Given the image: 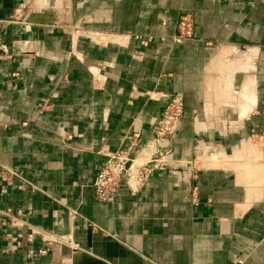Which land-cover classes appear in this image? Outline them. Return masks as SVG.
I'll list each match as a JSON object with an SVG mask.
<instances>
[{"label": "crops", "instance_id": "obj_1", "mask_svg": "<svg viewBox=\"0 0 264 264\" xmlns=\"http://www.w3.org/2000/svg\"><path fill=\"white\" fill-rule=\"evenodd\" d=\"M35 1L0 0V264H264V183L199 159L264 160V0ZM176 96L167 163L97 202L107 155L145 161Z\"/></svg>", "mask_w": 264, "mask_h": 264}, {"label": "built area", "instance_id": "obj_2", "mask_svg": "<svg viewBox=\"0 0 264 264\" xmlns=\"http://www.w3.org/2000/svg\"><path fill=\"white\" fill-rule=\"evenodd\" d=\"M162 25H165V21ZM176 32V36L172 39L175 45H181L192 38L193 22L190 16L181 17L176 22ZM182 115V99L177 96L172 97L161 117L152 127L154 137L146 145L147 157L145 161L131 158V148L136 144L107 155L106 161L100 167L92 184L97 202L113 203L124 183L131 192H137L147 182L154 170L161 169L167 163V153L158 151L155 146L162 145L164 141L172 138L178 132ZM136 137V135H132V138ZM32 233L36 234L38 231H32ZM49 240L65 242L57 237H49Z\"/></svg>", "mask_w": 264, "mask_h": 264}, {"label": "bare ground", "instance_id": "obj_3", "mask_svg": "<svg viewBox=\"0 0 264 264\" xmlns=\"http://www.w3.org/2000/svg\"><path fill=\"white\" fill-rule=\"evenodd\" d=\"M45 1L47 0H36L35 2L43 3ZM245 80H246V86L248 85L250 88L253 85L252 68H251V72L247 75V79ZM249 96H251V94ZM199 159L202 162H206L207 164H210L212 167H219V168L228 167L238 172L241 175H248L251 188H252V185L253 187L261 186L264 183V160L262 157V153L256 149L248 147L247 149L237 150L236 152L230 155L221 153L211 158L208 157L206 152L205 154L203 152V155H201ZM261 160L263 161L262 164L260 162ZM254 176H256V179L252 178Z\"/></svg>", "mask_w": 264, "mask_h": 264}, {"label": "rangeland", "instance_id": "obj_4", "mask_svg": "<svg viewBox=\"0 0 264 264\" xmlns=\"http://www.w3.org/2000/svg\"><path fill=\"white\" fill-rule=\"evenodd\" d=\"M239 56V55H238ZM223 64H221V65H225V69H236V68H238V67H241V65H240V63H239V61L237 60V57L235 56V55H233V54H231L230 56L229 55H226V56H224L223 57ZM220 63V62H219ZM227 66V67H226ZM221 69H223V71L222 72H224L225 73V69L222 67ZM222 76H223V74H219V73H215V76H214V79L215 78H219V80H221L222 79ZM227 80V79H226ZM224 82H225V80H224ZM218 85V84H217ZM235 87H236V85H235ZM236 89H237V87H236ZM213 100H214V94H213ZM250 148H253V149H255V143H249V145H248ZM248 147H246V146H244L243 148H240V149H238V150H242V149H247ZM263 162H261V164H262ZM253 178V177H252ZM253 179H256V177L255 178H253ZM259 181V180H258Z\"/></svg>", "mask_w": 264, "mask_h": 264}, {"label": "water", "instance_id": "obj_5", "mask_svg": "<svg viewBox=\"0 0 264 264\" xmlns=\"http://www.w3.org/2000/svg\"><path fill=\"white\" fill-rule=\"evenodd\" d=\"M215 156H217V154H215V155H212V154H211V155L209 156V158H211V157H215Z\"/></svg>", "mask_w": 264, "mask_h": 264}]
</instances>
